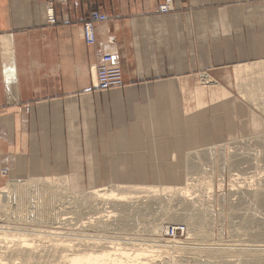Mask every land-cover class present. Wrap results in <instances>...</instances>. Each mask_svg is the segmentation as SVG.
<instances>
[{"label":"crops","instance_id":"0c3cea01","mask_svg":"<svg viewBox=\"0 0 264 264\" xmlns=\"http://www.w3.org/2000/svg\"><path fill=\"white\" fill-rule=\"evenodd\" d=\"M169 1L170 13L158 11ZM231 6L230 0H0V172L86 171L94 155L100 172L107 168L123 183L159 181L172 153L212 138L217 102L222 127L229 126L227 103L211 101L206 86L198 106L197 91L211 75L226 87L228 68L255 53L254 25ZM96 9L109 19L96 24V42L88 44L82 26ZM104 53L116 57L124 83L101 91L94 83Z\"/></svg>","mask_w":264,"mask_h":264},{"label":"bare ground","instance_id":"6f19581e","mask_svg":"<svg viewBox=\"0 0 264 264\" xmlns=\"http://www.w3.org/2000/svg\"><path fill=\"white\" fill-rule=\"evenodd\" d=\"M233 68V74L235 76V79H237L236 81H238L239 85L243 86V89L241 87V90L243 91H240L243 92L245 97H249L251 99V102L253 100V103H255V101L258 99H256V97L264 94V59L236 64ZM201 84L203 85L199 87L197 91L198 100L196 98V100L198 101V106H202L205 103L202 97H204L205 94L207 95L206 86L211 87V94L209 93V96L211 95V101L215 102L219 98L225 99L228 97L227 95H225V93H223V91H221L223 89L219 85L218 81L215 80L212 76L202 77ZM255 104L258 106V108L260 107L264 111V106H259L258 102H256ZM259 140L262 144L257 143L256 141V145H260L256 147L257 156L255 155L256 157L254 159H256L257 161L254 162V164L257 168L256 170L261 171L263 168H260L261 166L259 164L260 162L264 161V138L262 137V140ZM198 145L199 144H197V146ZM223 145L224 144H220V147ZM183 147L185 150L186 146ZM186 149V151H188L189 148L187 147ZM214 149L215 146H209L207 148H204L203 150L200 149L195 152V157H197L198 159H196L194 156L193 157L195 158V160H193L194 158L190 159V157L189 160L187 159L186 162H188V166H185L188 177L184 175L186 178L185 182L182 184L177 183L173 185L164 183L165 179L163 176L161 177V181L163 183H161L160 185L146 184L145 186H139L140 184H137L139 186L137 187V185L135 184L130 185V183H126L122 185L120 181H116L114 182L113 186L104 185L102 186V188L95 187L90 191L87 190V193L85 191H74L75 194L72 196L69 195L70 193H68V187L67 185H65V180H62V176L53 177L49 172H47L42 179L32 178V180L30 179L26 182H9L8 184L2 186L0 188V204L5 201L3 204L10 209H13L18 218V215L22 216L21 213L24 212V216L27 217L26 219H28V217H37L39 221H41V223L46 222L58 226L59 224L68 221L69 217H66V215L64 216L66 212H64L62 208L64 207V203H67L71 206L70 208L74 213L80 214L77 215L79 216L78 218L82 217L81 215H84L79 219L83 221V226H86L87 228L91 227L100 232H103L104 228L110 229L111 227L130 229L136 223L140 222L145 224L149 223L144 228L159 232L162 224L161 222L159 223V221H162L164 218L173 221H176V219H184L189 225V230L201 236V238L206 242L208 240V228L212 220V216L210 214V209L207 207H203L202 204V199L205 197V193H203L204 190L203 192H201V190L199 189L196 190L195 186H198V182L203 180L204 182H202V185L200 184L202 187L206 186V188L210 190L209 192L214 189L213 177L210 176V179L204 180L206 179V175L202 177L200 176L201 172H198L199 170H201L200 161L204 160L207 155H213ZM194 150L196 151V149ZM186 151L185 155L186 153L189 154V152V156L193 154L192 151ZM174 156L175 154L173 153L170 156L173 161ZM238 162V159L235 158L232 163V167H234L235 169L237 168L239 171L243 172V170L245 169L240 166L241 164H243V159L240 164ZM246 163L248 164L250 162L247 161ZM195 164H197L198 166ZM172 172L176 174L179 173L176 167ZM178 176H176V178H178ZM65 179L67 180L66 177ZM168 179L170 180V178ZM40 182H42L43 184L41 185ZM37 194L39 197L38 200L35 201L34 196H36ZM248 197H250L248 201L249 203H251L245 206V204L248 202L245 200ZM240 198L242 199L241 202H243L241 204L238 203L240 206L236 203L237 210L238 208H245V210L249 211L252 206L264 210L263 187H259L256 190L252 188L243 189L242 191H240ZM107 204L114 205L113 208L115 213H112L113 210L107 209L108 207H111ZM117 205L120 207L116 208L115 206ZM110 217H112V220L110 219ZM19 220L21 221V219ZM241 221V228L248 232V238H246L244 242H247L249 244L255 243L264 245V218L255 217L254 219L250 220L244 218V220ZM170 227L174 226L166 227V232L167 229H170ZM2 234L5 239L9 238L11 235L6 232H3ZM11 236L13 237V235ZM16 236L19 238L15 242H13L12 245L9 244L10 246H7V251L4 250L0 254V264H50L52 262L53 264H107V260H110L109 262H112L113 264H157L155 258H148L143 261L142 257H140L141 254L144 255L143 252L148 251L147 246L146 248H136L134 251H132L133 253H130L131 251L129 252V250L131 249H126L121 246L116 249L113 246H109V243L112 245L114 244L115 246L121 244L113 243V241L109 240V238H106L105 235L98 236L97 234L93 236L89 233V236L84 235L76 237L74 239H71L70 237L65 239H57L56 237V239L54 238L53 242L49 241L50 243H45V245H43L42 243L43 246L34 243V239L32 240L30 238L29 240L26 234H17ZM150 247L155 252L163 250L168 251L169 249L177 250L178 248L180 250H183L184 252L187 251L191 255V257L196 260L206 261V264L235 263L233 262V260L224 259L226 256H228L227 254L229 253L227 249L218 247L215 248L212 246H207L204 247V249H200V247L198 249L195 246L196 248L185 249L183 245L180 246V244L171 242V240H162L159 243L155 242V244L153 243L152 245L150 244L148 246V248ZM112 249L119 251L118 255H114L113 252H111ZM244 250H233L232 252L243 254L242 260L245 264H264V249L258 248L251 250L247 249L248 251Z\"/></svg>","mask_w":264,"mask_h":264},{"label":"rangeland","instance_id":"374dc122","mask_svg":"<svg viewBox=\"0 0 264 264\" xmlns=\"http://www.w3.org/2000/svg\"><path fill=\"white\" fill-rule=\"evenodd\" d=\"M230 1L233 4L231 8L235 9L239 13L240 20L243 19V17H245L246 22L248 20V23L251 26L254 25L255 48L253 49V51L255 53L251 58L248 57L247 61L245 62L258 61L259 59H264V0H230ZM233 67L234 66H230V68H228L226 78H224L225 83L227 84L226 86L227 88L219 83V85L223 89L221 91H223V93H225V95L228 96L227 98L222 99V101L227 103V109H228L227 123L229 125L228 126L229 128L227 127L226 124L227 127L226 129L228 130L226 131V129H223L222 127V125H225L226 118H225V113L221 112L220 103L217 102V104L214 105V109H213L215 113L214 115L215 131L213 132L212 138L208 140L205 139L202 140L201 138H199L198 146L194 145L189 147L188 151H192L193 154L189 156L190 152L189 154L186 153L188 157L185 155V151L187 150L186 148L185 150L184 148H180L179 150H177L178 156L177 154L175 155L174 161H172V159L169 158L168 160L166 159L167 163L164 161V164L161 165L160 167L161 174L159 177H156V179H159V181L149 182V183H131L133 185L140 184L139 186H145L146 184L160 185L161 183H163L161 181V177L163 176L165 179L164 183L173 184V185L177 183L182 184L185 182V178L188 177L186 172V166H188V162H186L187 159L189 160V157L190 159L194 158L196 156L195 152H197L200 149L203 150L204 148H207L209 146H215L214 154L211 156L207 155V157L204 160L200 161L201 170L198 171L201 172L200 176L204 177L206 175L205 176L206 179L204 180L210 179V176L213 177L214 180V189L212 190L213 192L212 191L209 192L210 190L207 189L206 186L203 187L201 186L202 182H204L203 180L198 182L199 183L198 186H195L196 190L199 189L201 190V192H203L204 190L203 193H205V197L202 199V204L203 207H207L210 209V214L212 216L211 218L212 220L208 228L209 230L208 240L206 242L201 238V236L189 230V225L184 219H176V221H173L164 218L162 221H159V223L160 222L162 223L159 232L151 231L144 228L149 223L145 224L142 222L136 223L130 229L111 227L110 229L104 228V231L100 232L98 230L96 231V229H93L91 227L87 228L86 226H83L82 224L83 221L79 219L82 218L84 215H81L82 217L78 218L79 216L77 215L80 214L74 213L70 208L71 206L68 205L67 203H64V207L62 208L63 211L66 212L64 216L66 215V217H69L68 221L59 224L57 226L55 224L52 225L46 222L41 223V221H39L37 217H28V219H26L27 217L24 216L23 211H22L23 213H21L22 216L18 215L19 216L18 218L17 214H15L13 209H10L6 205H4L3 203L5 201H3L0 204V254L4 250L7 251L6 250L7 246L9 244L12 245L13 242H15L19 238L16 236L17 234H26L29 240L30 238L32 240L34 239L33 240L34 243L41 246L45 245V243L48 244L50 242H53L54 238L56 239V237L57 239L58 238L65 239L69 237L71 239H74L76 237H80L84 235L89 236V233L93 236L97 234L98 236L105 235V237L109 238V240L113 241V243L121 244L115 246L114 244L112 245L109 243L108 244L109 246H113L116 249H118L119 246L124 247L126 249H131L129 250V252L131 251L130 253H133L132 251H134L136 248H146L147 246L148 251L143 252L144 255L141 254L140 257H142L143 261H145V259L148 258L150 259L155 258L157 264H206V261L196 260L193 257H191V255L187 251L184 252L183 250H180L178 248L177 250L169 249L168 251L163 250L157 252H155L151 247L148 248L150 244L151 245L153 243L155 244V242L159 243L162 240H166V241L171 240V242H176V244H180V246L183 245L185 249H189V248L192 249L196 247L198 249L199 247L200 249H204V247L207 246L227 249V251L230 254L228 253L227 254L228 256H226L224 259L233 260V262H235L234 264H245V263L242 260L243 254L241 253L239 254L238 252H236L237 253L236 254L232 252L233 250L236 251L241 249V251H243L245 249L244 251H248L247 249L249 250L258 249V248L264 249V245H259L255 243L249 244L247 242H244V240L248 238V232L241 228V222H242L241 220H244V218L250 220V219H254L255 217L264 218V210L259 208L261 210L260 211L258 208H255L253 206L252 208H250L249 211L245 210V208H238L237 210V205H239L238 203L241 204L243 202V201L241 202L242 199L240 198V191L248 188H252L256 190L259 187H263L264 189V161L260 162L259 164L261 166L260 168H263L261 171L256 170L257 168L255 167L254 164V162L257 161L256 159H254L257 156L256 147L262 144L259 139L262 140V137L264 138V111L260 107L259 109L255 103L258 102L259 106L261 105L264 106V94L256 97V99L257 98L258 99L255 101V103H253V100L251 102V99L249 97L247 96L245 97L243 92H241L243 91L241 90V87L243 89V86L239 85L238 81H236L237 79H235V76L233 74L234 71ZM211 76L215 80H217V78H215L213 75ZM256 141L257 143L260 144L256 145L257 144ZM220 144H224L223 145L224 147L223 146L220 147ZM194 149H196V151ZM195 158L198 159L197 157ZM195 158L193 160H195ZM235 158L238 159L239 164L240 162H242L243 159L242 162L243 164L240 165L242 166V168L245 169L243 170V172L239 171L237 168L235 169L234 167H232V163L235 160ZM88 161H91L90 170H86V171L76 170V171H72V173H67V172H57V173L49 172V173L53 177L62 176V180H65L66 183L65 185H67L68 187V191H69L68 193H70L69 195L72 196L75 194L74 191H82V192L85 191L87 193L88 191H90L95 187L102 188V186L104 185L113 186L114 182L119 181L115 173L113 177L109 169L105 168L104 170V168H102L101 172L100 169H97L98 164L96 163L94 155L90 156ZM247 161H249L250 163L247 164L246 163ZM105 165H107V163H105ZM175 167L179 171V173L177 172L178 174L172 172L174 171ZM5 171L6 173H4V171L0 172L1 173L0 188L8 184L9 182H20V181L26 182L30 179L32 180V178L42 179L45 173H47V172L40 173V171L37 170L35 174L24 175V174H20L23 173V171L21 172L15 171L13 175L11 173L10 176H8L7 174L8 171L7 170ZM63 175L67 178V180ZM176 176H178V178H176ZM168 178H170V180ZM40 183L41 185L43 184L42 182ZM120 183L122 185L126 184L121 181ZM138 185L137 187H139ZM38 197H39L38 194L34 196V200L37 201ZM249 198L250 197H248L245 201H248ZM250 203L248 201L245 204V206L249 205ZM107 205L111 206L108 207L107 209L113 210L112 213H115L113 208L114 205L111 204H107ZM115 207L119 208L120 206L117 205ZM19 219H21V221ZM34 219L38 223L35 222ZM110 219L112 220V217H110ZM178 225L184 226L185 229L179 231L177 237L169 236L167 234L168 232H166L165 230L166 227L168 226L177 227ZM3 232L11 234L13 235V237L10 235L9 238L5 239V237L2 234ZM111 252H113L114 255L115 254L118 255L119 253V251L115 249H112ZM107 261H108L106 262L107 264H113L112 262H109L110 260ZM50 264H53V262ZM225 264H229V263H225Z\"/></svg>","mask_w":264,"mask_h":264},{"label":"built area","instance_id":"2783aa9c","mask_svg":"<svg viewBox=\"0 0 264 264\" xmlns=\"http://www.w3.org/2000/svg\"><path fill=\"white\" fill-rule=\"evenodd\" d=\"M173 6L171 3L161 4L158 11L161 13H168L172 10ZM46 15L50 23L56 22V16L54 15L53 6L48 5L46 8ZM108 20V15L100 10H93L85 18L83 22V36L88 44H95L96 42V28L95 24L97 22H103ZM101 60L98 62L96 72L97 78L95 80L94 86L96 89L101 91H106L112 89L113 87L122 86L124 83V73L121 66L119 65L116 57L113 53H104L101 56ZM6 173V171H4ZM184 230L183 226L170 227L167 229L168 235L171 237H177L179 231Z\"/></svg>","mask_w":264,"mask_h":264}]
</instances>
